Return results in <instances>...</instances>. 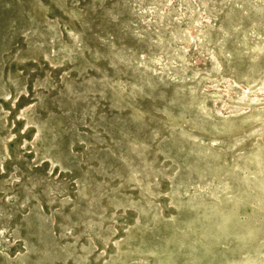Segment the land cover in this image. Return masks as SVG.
Segmentation results:
<instances>
[{
  "label": "rangeland",
  "instance_id": "1",
  "mask_svg": "<svg viewBox=\"0 0 264 264\" xmlns=\"http://www.w3.org/2000/svg\"><path fill=\"white\" fill-rule=\"evenodd\" d=\"M0 264H264V0H0Z\"/></svg>",
  "mask_w": 264,
  "mask_h": 264
}]
</instances>
